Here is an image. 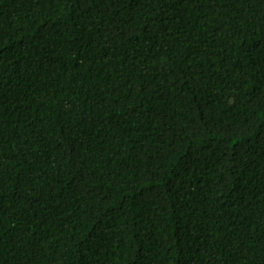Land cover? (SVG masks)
Returning <instances> with one entry per match:
<instances>
[{"label":"trees","instance_id":"trees-1","mask_svg":"<svg viewBox=\"0 0 264 264\" xmlns=\"http://www.w3.org/2000/svg\"><path fill=\"white\" fill-rule=\"evenodd\" d=\"M0 264H264V0H0Z\"/></svg>","mask_w":264,"mask_h":264}]
</instances>
